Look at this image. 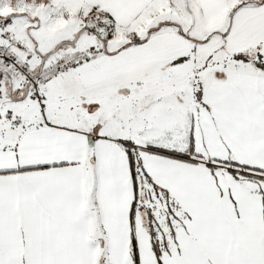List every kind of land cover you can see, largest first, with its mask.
<instances>
[{
	"label": "snow or ice",
	"instance_id": "obj_1",
	"mask_svg": "<svg viewBox=\"0 0 264 264\" xmlns=\"http://www.w3.org/2000/svg\"><path fill=\"white\" fill-rule=\"evenodd\" d=\"M0 264H264V0H0Z\"/></svg>",
	"mask_w": 264,
	"mask_h": 264
}]
</instances>
